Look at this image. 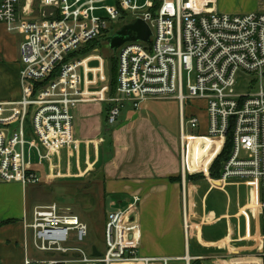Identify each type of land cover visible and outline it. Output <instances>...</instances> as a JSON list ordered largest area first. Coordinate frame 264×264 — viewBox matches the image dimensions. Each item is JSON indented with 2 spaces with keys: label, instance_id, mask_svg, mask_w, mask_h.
Here are the masks:
<instances>
[{
  "label": "built area",
  "instance_id": "1",
  "mask_svg": "<svg viewBox=\"0 0 264 264\" xmlns=\"http://www.w3.org/2000/svg\"><path fill=\"white\" fill-rule=\"evenodd\" d=\"M0 0V23L23 37L19 45L21 98L0 102V182L38 184L35 164L52 158L75 143L72 110L84 101L111 105L107 125L112 128L127 104L139 110L149 99H174L182 109L187 101L206 103V139L223 150L230 134L229 156L219 181L258 184L263 231L257 256L264 264V93L234 94L238 74L264 72V13L221 14L216 0ZM127 18L149 28L148 43L128 42L117 53L116 91L103 88L87 95L83 63L70 56L87 43L102 39ZM99 60V58H98ZM99 61L100 80L104 78ZM96 69V70H97ZM181 171L188 162V134L199 122L181 123ZM139 198L105 214L104 249L100 257L82 247L86 225L56 204L34 207L24 228L39 253L58 260L25 264H170L168 258L140 257L137 216Z\"/></svg>",
  "mask_w": 264,
  "mask_h": 264
},
{
  "label": "crops",
  "instance_id": "2",
  "mask_svg": "<svg viewBox=\"0 0 264 264\" xmlns=\"http://www.w3.org/2000/svg\"><path fill=\"white\" fill-rule=\"evenodd\" d=\"M215 10L231 15L264 13V0H216ZM6 33L0 23V102L21 98L18 60L23 37L18 34L12 40ZM96 59L89 57L83 63L87 81H93L99 70L88 66ZM96 85H85L86 94L99 95ZM174 101L171 119L155 114L149 106L133 110L127 104L122 119L110 128L108 139L104 127L106 103L91 99L77 105L72 110L75 143L56 154L51 163L34 165L39 183H0V222H4L0 225V264L39 261L34 258L40 256L24 228V220L29 222L30 212L37 206L29 201L35 186L84 180L100 162L103 197L107 199L105 214L126 207L133 196L139 198L135 216L141 231L137 249L140 257L168 258L173 260L170 264H262L257 256L263 231L259 185L236 180L222 183L220 177L212 178L209 168L220 145L201 139L207 133V122L202 127L193 110L186 117L184 106L181 109ZM205 108L204 102L207 118ZM190 117L198 119L199 129L188 130V134L201 138L189 141V166L183 174L181 123ZM44 256L51 259L58 255Z\"/></svg>",
  "mask_w": 264,
  "mask_h": 264
},
{
  "label": "rangeland",
  "instance_id": "3",
  "mask_svg": "<svg viewBox=\"0 0 264 264\" xmlns=\"http://www.w3.org/2000/svg\"><path fill=\"white\" fill-rule=\"evenodd\" d=\"M34 11L35 14L38 10V2L34 0ZM124 22V23H120ZM119 23L110 30V34L105 36L103 39H99V47L89 53L87 56L82 57V59H86L89 57L99 58L96 61H91L88 63V66L93 69H97L99 67V61L102 63V68L104 72V78L101 81L100 73H96V87L97 91H100L103 88L108 89V93L110 91L109 84L111 82H115L116 85V76H117V59L115 58L119 49L111 50L109 48V43H107V39L112 37L115 33H117L124 25L132 23V19L127 18L125 20H121ZM16 32L6 33V37L13 39L17 38ZM111 57H113L111 59ZM92 74L90 76V79ZM236 85L234 88V94L237 96L242 95H254L257 92L262 90L264 93V72L260 76L249 75V74H238L236 77ZM111 92V91H110ZM174 100H160V99H149L141 105V108L145 106L151 107V110L155 112V114H161L165 116L166 119H171L173 116L171 112L174 110ZM204 102L200 101H187L184 105V113L186 117L188 116L189 111H194L197 113L198 118L201 121V126H205L207 122L206 115L204 113ZM140 108V109H141ZM178 111V110H177ZM123 115L118 118V121L122 119ZM187 120V118H186ZM117 124V123H116ZM171 128V127H170ZM203 131L205 129L203 128ZM101 166V164H100ZM102 167L95 168L89 172V175L85 177L84 180L74 182V181H57L53 182V184L47 185L42 184L40 186H35V191L33 193H29V201L33 202L37 206H43L47 204H56L64 210H69L73 213L77 218H79L87 227V238L82 242V247L88 249V246H95L101 252L103 251V214L106 212V201L103 197V188L102 181L103 176L101 174ZM3 183V182H0ZM6 184V183H4ZM40 257H34L39 261H47L48 256H44V254L37 252ZM44 256V257H43ZM53 258L58 260L59 256H52ZM32 258V257H30ZM29 258V259H30ZM134 264V263H132Z\"/></svg>",
  "mask_w": 264,
  "mask_h": 264
},
{
  "label": "trees",
  "instance_id": "4",
  "mask_svg": "<svg viewBox=\"0 0 264 264\" xmlns=\"http://www.w3.org/2000/svg\"><path fill=\"white\" fill-rule=\"evenodd\" d=\"M103 39V38H102ZM99 43V39L98 40H96V41H93V42H90V43H87L86 45H85V47H83L82 49H81V51H79L78 53H75V54H73V55H71L70 57L71 58H73V59H78V60H80L82 57H85V56H87L89 53H91L92 51H94V50H96L100 45L98 44ZM116 57H117V55H116ZM115 57V58H116ZM113 57H111V59H112ZM117 59V58H116ZM117 68V67H116ZM117 72V71H116ZM116 80H117V76H116ZM109 86L111 87L110 88V91H109V94H108V96L109 97H112L114 94H115V91H116V85H115V82L113 81V82H111L110 84H109ZM111 108V105H109V104H105L104 105V112H105V118H104V127H105V135H106V137H107V139L109 138V133H110V127H108V125H107V112H108V110ZM229 137H230V134H229V136H228V138H227V143H226V145H225V147L223 148V150L217 155V157L215 158V161L212 163V165L210 166V168H209V170H210V176L213 178H216V177H220V175H221V172H222V170H221V168H222V165H223V163L225 162V160L227 159V157L229 156L228 154H229V149H230V141H229ZM100 164H101V162L99 163V165L97 166V168H99L100 169ZM217 171V172H216ZM215 173H217L216 175H215ZM192 180L194 179L193 177L191 178ZM6 223H8V222H6ZM4 224V222H0V225H3ZM191 264H200V262H198V261H196V262H193V263H191Z\"/></svg>",
  "mask_w": 264,
  "mask_h": 264
},
{
  "label": "water",
  "instance_id": "5",
  "mask_svg": "<svg viewBox=\"0 0 264 264\" xmlns=\"http://www.w3.org/2000/svg\"><path fill=\"white\" fill-rule=\"evenodd\" d=\"M151 33L149 28L142 20H135L132 23L124 25L117 33L107 39L109 48L111 50H117L128 42H144L148 43ZM92 256L100 257L101 253L96 247H92Z\"/></svg>",
  "mask_w": 264,
  "mask_h": 264
}]
</instances>
